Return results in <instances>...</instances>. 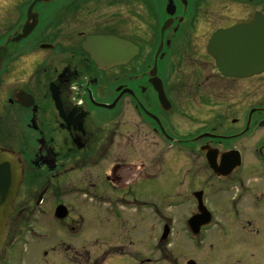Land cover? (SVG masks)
Returning a JSON list of instances; mask_svg holds the SVG:
<instances>
[{"label": "flooded vegetation", "instance_id": "flooded-vegetation-1", "mask_svg": "<svg viewBox=\"0 0 264 264\" xmlns=\"http://www.w3.org/2000/svg\"><path fill=\"white\" fill-rule=\"evenodd\" d=\"M33 1L0 7L18 16L0 35V149L23 168L0 264H104L76 238L109 216L134 264H264V70L187 57L264 24V0H48L15 42ZM99 35L127 43V62L99 66L83 47Z\"/></svg>", "mask_w": 264, "mask_h": 264}, {"label": "water", "instance_id": "water-1", "mask_svg": "<svg viewBox=\"0 0 264 264\" xmlns=\"http://www.w3.org/2000/svg\"><path fill=\"white\" fill-rule=\"evenodd\" d=\"M46 1L48 0L33 1L22 31L13 38L15 42L26 38L36 26L38 18L37 14L33 12L34 4ZM32 19L33 22H31ZM255 21L256 18L253 23L239 24L226 30H220L214 33L209 40L207 51L215 59L216 65L223 75L247 77L264 70V24ZM83 47L97 60L95 62L99 66L125 63L127 61L122 60L129 58L127 43L111 36L89 37ZM6 52L7 48L1 46L0 65L4 61ZM160 95L163 97V91L160 92ZM210 155L209 153V163L212 169L216 170ZM21 182L22 170L18 158L14 154L0 149V251L7 236V224L13 211L12 203ZM202 217L196 215L190 219V226L195 233H198L200 227L208 222V219L200 220Z\"/></svg>", "mask_w": 264, "mask_h": 264}, {"label": "rangeland", "instance_id": "rangeland-1", "mask_svg": "<svg viewBox=\"0 0 264 264\" xmlns=\"http://www.w3.org/2000/svg\"><path fill=\"white\" fill-rule=\"evenodd\" d=\"M7 3L10 4L9 2H6V0H0V7L5 6V4ZM1 11L2 9H0V12ZM12 13L13 15L11 16L12 17L11 21L13 22L8 25L7 23H3L2 20L4 16H8V13L0 14V35H2V33L7 31V26L10 27L12 24H14L17 21L18 19L17 10L12 11ZM187 57H188V61H210V59L212 58L207 53L206 48L192 49L189 51ZM127 205L128 207H126L125 209L119 210L121 215L125 216V218L133 216L136 210L135 207H132V205L129 204ZM113 220H114L113 216H109L108 221H105L104 225H100L95 221L92 222L87 221V225H85L83 228L80 229V232L85 233V235L76 238L77 249L89 248L94 251H97L93 254V258L101 254L99 250L103 251L105 254L106 253L109 254L104 264H134V259L131 255L120 256L118 254H115V253H120V254L124 253V251L129 250V248L127 246V242L121 241L119 235L117 234L119 231V227L116 225L117 224L116 222H113ZM181 229L182 227L179 228L180 235H182ZM102 230H108L107 235L99 237V239L96 240V235L102 233ZM84 245H88V247H84ZM30 249H33V247H30ZM219 261L220 262H218L217 264L226 263V260L222 257L220 258Z\"/></svg>", "mask_w": 264, "mask_h": 264}]
</instances>
